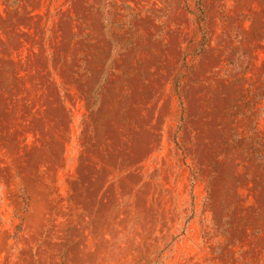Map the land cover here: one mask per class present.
<instances>
[{
    "label": "rangeland",
    "instance_id": "1",
    "mask_svg": "<svg viewBox=\"0 0 264 264\" xmlns=\"http://www.w3.org/2000/svg\"><path fill=\"white\" fill-rule=\"evenodd\" d=\"M0 264H264V0H0Z\"/></svg>",
    "mask_w": 264,
    "mask_h": 264
}]
</instances>
